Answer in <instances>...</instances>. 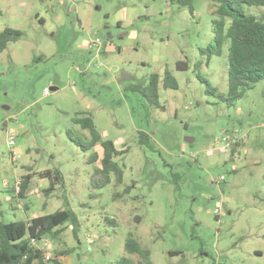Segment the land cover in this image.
Returning a JSON list of instances; mask_svg holds the SVG:
<instances>
[{"label":"rangeland","instance_id":"374dc122","mask_svg":"<svg viewBox=\"0 0 264 264\" xmlns=\"http://www.w3.org/2000/svg\"><path fill=\"white\" fill-rule=\"evenodd\" d=\"M193 7L0 0V31L23 32L0 51V223L67 208L80 222L79 240L69 222L44 237L51 254L44 264L121 257L138 264L141 256L126 248L130 236L150 250L152 264H264V79L233 106L207 91L209 83L228 92L229 43L211 54L219 4L194 0ZM239 7L264 21V6ZM93 38L103 40L99 55ZM167 69L179 86L161 81L154 103L142 89ZM85 116L103 139L128 148L114 157L122 181L97 172L99 144L85 151L74 141L91 138L75 123ZM236 129L244 140L221 151L222 135ZM27 176L20 198L14 185Z\"/></svg>","mask_w":264,"mask_h":264},{"label":"trees","instance_id":"16d2710c","mask_svg":"<svg viewBox=\"0 0 264 264\" xmlns=\"http://www.w3.org/2000/svg\"><path fill=\"white\" fill-rule=\"evenodd\" d=\"M181 6H187L194 11V0H170ZM219 4L218 13L220 19L214 21V45L210 46L211 54L219 55L225 43L228 45V92L219 93L216 88L207 83L208 92L216 94L221 100L229 106H233L238 99H241L247 90L264 79V21L259 20L255 15L244 12L239 6L242 4L264 6V0H214ZM23 35L19 29L7 27L0 31V51L5 50L12 41H17ZM163 81L164 88H178V81L175 76L167 69L162 78L159 74H153L149 83L142 89V92L148 99L158 103V88ZM140 88V87H138ZM75 123L81 128L90 132L89 141L81 138H75L74 141L85 151L91 150L98 144L102 148L101 166L97 172L103 174L106 180L111 172H116L118 178L122 181L123 170L114 157L125 153L126 150H119L111 139H103L98 132L94 120L90 116L76 117ZM149 141V135L140 134V142ZM239 146V145H237ZM233 147L232 151H235ZM99 159V153L94 151L91 154L90 161L96 162ZM49 177L51 171H47ZM22 183L20 198H23L29 179ZM62 177L59 171H56L55 178ZM55 189V183L51 182L48 192ZM14 190V189H13ZM73 225L74 234L79 240L78 232L80 222L77 214L72 209H58L53 213L39 215L30 220H16L9 223H0V264H44V251L34 247L32 239L41 243L45 236L55 228L63 226L66 223ZM126 248L129 253L141 256L138 264H152L151 252L142 247L141 243L128 237ZM116 264H133L132 259L121 257Z\"/></svg>","mask_w":264,"mask_h":264},{"label":"built area","instance_id":"2783aa9c","mask_svg":"<svg viewBox=\"0 0 264 264\" xmlns=\"http://www.w3.org/2000/svg\"><path fill=\"white\" fill-rule=\"evenodd\" d=\"M89 47L91 49L93 48H97L98 52L97 55H99L100 50L103 48V40L101 38H93L91 39V42L89 43ZM46 93H49V90L46 89ZM14 139H15V135H9V145H12L14 143ZM244 140V138L241 136L240 131L239 130H234L233 132H226L222 135L221 141L223 143V146L221 147V151H229V149H231L234 146L239 145L242 141ZM21 186H22V182L20 180H17L15 182L14 185V192L15 194L19 195L20 191H21ZM217 212H219V210H217ZM46 239L42 240L41 243L39 241H36L35 239L31 240V243L34 247H37L38 249H45L47 242H45ZM44 246H40V244H42ZM44 259L46 260H50L51 259V254L50 251L44 250Z\"/></svg>","mask_w":264,"mask_h":264},{"label":"water","instance_id":"95a60500","mask_svg":"<svg viewBox=\"0 0 264 264\" xmlns=\"http://www.w3.org/2000/svg\"><path fill=\"white\" fill-rule=\"evenodd\" d=\"M112 38V34H108L106 37H105V43H104V45L105 46H108V45H110V39ZM52 89H54V88H52ZM187 140H188V142L189 143H192L193 142V138H187Z\"/></svg>","mask_w":264,"mask_h":264},{"label":"flooded vegetation","instance_id":"af4514ba","mask_svg":"<svg viewBox=\"0 0 264 264\" xmlns=\"http://www.w3.org/2000/svg\"><path fill=\"white\" fill-rule=\"evenodd\" d=\"M110 42V45H113V42L109 41ZM107 47V46H106Z\"/></svg>","mask_w":264,"mask_h":264},{"label":"crops","instance_id":"0c3cea01","mask_svg":"<svg viewBox=\"0 0 264 264\" xmlns=\"http://www.w3.org/2000/svg\"><path fill=\"white\" fill-rule=\"evenodd\" d=\"M108 47V46H107Z\"/></svg>","mask_w":264,"mask_h":264}]
</instances>
